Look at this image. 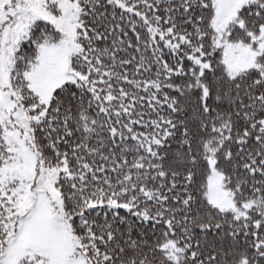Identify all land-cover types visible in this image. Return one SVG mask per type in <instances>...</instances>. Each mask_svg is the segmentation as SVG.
<instances>
[{
    "label": "snow or ice",
    "instance_id": "snow-or-ice-1",
    "mask_svg": "<svg viewBox=\"0 0 264 264\" xmlns=\"http://www.w3.org/2000/svg\"><path fill=\"white\" fill-rule=\"evenodd\" d=\"M0 264H264V0H0Z\"/></svg>",
    "mask_w": 264,
    "mask_h": 264
}]
</instances>
